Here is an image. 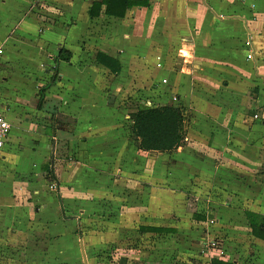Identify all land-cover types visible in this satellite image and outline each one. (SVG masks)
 <instances>
[{"label":"crops","instance_id":"obj_1","mask_svg":"<svg viewBox=\"0 0 264 264\" xmlns=\"http://www.w3.org/2000/svg\"><path fill=\"white\" fill-rule=\"evenodd\" d=\"M134 1L121 18L91 17L102 0H0V264H84L101 224L95 246L152 236L126 264H211L215 235L234 247L220 260L264 264L246 217L264 215V0ZM147 100L184 108L177 150L139 149Z\"/></svg>","mask_w":264,"mask_h":264},{"label":"trees","instance_id":"obj_2","mask_svg":"<svg viewBox=\"0 0 264 264\" xmlns=\"http://www.w3.org/2000/svg\"><path fill=\"white\" fill-rule=\"evenodd\" d=\"M134 6H139L138 1L134 0H102L95 2L91 7L89 14L91 17L99 16L102 13L123 18L125 12ZM105 7L104 11L103 8ZM71 53L65 49L57 57L60 60L70 61ZM57 72V67H55ZM119 72V69L116 70ZM57 74L55 73V77ZM45 89L40 92V103L43 101ZM131 132L139 141V149L146 152L169 153L177 150L184 142L186 137L185 128V110L177 105L165 106H147L145 103H139L135 111L131 114ZM47 178L58 183L55 169L50 165L47 171ZM246 217L255 238L264 240V215L247 212ZM144 232H170L165 229L141 228ZM121 264H126L122 261ZM211 264H235L227 263L218 258H213Z\"/></svg>","mask_w":264,"mask_h":264},{"label":"rangeland","instance_id":"obj_3","mask_svg":"<svg viewBox=\"0 0 264 264\" xmlns=\"http://www.w3.org/2000/svg\"><path fill=\"white\" fill-rule=\"evenodd\" d=\"M149 100L145 101V104L147 106H149V103H148ZM153 104V103H152ZM45 120H48L47 118ZM43 122H41L42 124ZM211 220H214L215 219H211ZM104 223V222H102ZM211 224V223H210ZM107 232L106 230V226L104 224H101V226L99 228H95V229H91V228H88L87 230L84 231V233L86 234V236H88V252H86V255H87V259H88V263L89 264H121V262L123 261L124 257L126 255H130L135 257L134 255H137L139 253V250L144 247H147L148 250H151V247L155 246V241L151 240L150 237L152 236H149V240L148 241H151L150 243H148L147 241V245L146 244H141V246H138V248H136V250H132V253H134L135 251L137 252V254H130V250L131 248H133V246H130V244H123L124 241L121 240L122 242L120 243V246H108L107 244H105L104 246H95L93 245V243H91L93 240V237L92 235L93 234H101V235H105ZM125 236H129V234H123V232L121 233V238ZM215 238L213 239V241H215L216 243V246L215 248H213V252H212V256H216L218 254V252H220V250H223L227 253L226 255V258L227 261L230 260L228 258V254H234V247L232 246V248L226 244V242L222 241L223 239V236H220V235H215L214 236ZM128 243H131L130 241H128ZM178 244H180V241H177ZM230 248L229 249H227ZM194 247H192L193 249ZM75 249V248H74ZM135 249V248H134ZM189 249V248H188ZM73 249H69V252H71ZM86 250V249H85ZM190 253L191 252V249L188 250ZM187 253V252H186ZM182 254H185L184 252H182ZM114 256V259L112 258V256ZM186 255V254H185ZM186 257H188V255H186ZM194 261V260H193ZM197 262V260L195 261ZM83 264V262H81ZM200 263H203V260L200 261ZM21 264H24L23 261H21ZM79 264V263H78ZM136 264H143V263H140L139 261L136 263Z\"/></svg>","mask_w":264,"mask_h":264},{"label":"built area","instance_id":"obj_4","mask_svg":"<svg viewBox=\"0 0 264 264\" xmlns=\"http://www.w3.org/2000/svg\"><path fill=\"white\" fill-rule=\"evenodd\" d=\"M34 1L37 2L39 5H43V2H44V0H34ZM246 45L249 48H251L252 47L251 40H248L246 42ZM174 103H176V104L179 103L177 98H174ZM149 106H152V104L149 103ZM255 118H258V116H255ZM11 131H12V125L9 123V121L6 119V117L2 113H0V151L2 149H4V147L7 143V140L11 134ZM53 188H55V186ZM210 223L214 224L215 221L211 220ZM215 246H216L215 241H210L208 243L209 251H210V249L213 251V248H215ZM226 255H227V253L225 251L220 250V252H218V254L215 257L218 259L226 260L225 259Z\"/></svg>","mask_w":264,"mask_h":264},{"label":"water","instance_id":"obj_5","mask_svg":"<svg viewBox=\"0 0 264 264\" xmlns=\"http://www.w3.org/2000/svg\"><path fill=\"white\" fill-rule=\"evenodd\" d=\"M80 245H81V252H82L84 264H89L88 263V259H87V255H86V251H85V248H84L83 241H81Z\"/></svg>","mask_w":264,"mask_h":264}]
</instances>
